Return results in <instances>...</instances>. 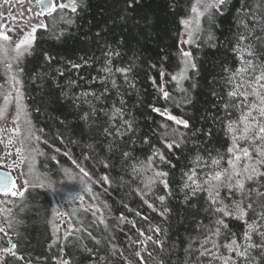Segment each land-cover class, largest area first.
<instances>
[{"label":"trees","instance_id":"obj_1","mask_svg":"<svg viewBox=\"0 0 264 264\" xmlns=\"http://www.w3.org/2000/svg\"><path fill=\"white\" fill-rule=\"evenodd\" d=\"M193 3L195 0H77L76 12L66 13L72 23L36 31L31 52L19 66L25 106L33 132L40 137L37 171L42 174L46 165L83 168L91 177L81 172L98 210H79L77 218L73 216V232L56 248L52 245V199L42 189H28L13 211L14 243L21 261L7 264H53L52 258L59 252L68 264H142V259L147 264H224L225 257L231 258L228 264H264L260 248H249L243 259L224 247L232 239L241 251L249 243H261L264 195L258 193H264V175H254L252 180H247V174L237 177L245 182L243 191H230L225 176L210 181L221 185L215 204L207 191L193 192L195 185L187 180L194 172L193 178L207 188L204 179L228 168L232 137L243 128L237 123L235 133L228 130L230 121H239L240 109L234 106L243 100L229 98L234 86L228 78L241 66L235 51L241 34L248 37L243 43L252 44L255 52L254 56L245 53L244 59L264 63V0H228L222 13L213 10L211 20L203 17L197 40L189 49L195 68H188L187 78L177 83L172 77L183 67L181 21L191 16ZM244 24L254 31L249 33ZM106 62L112 69L107 81L103 80L107 74L100 71ZM73 63L81 67L73 68ZM117 68L130 71L120 73ZM85 92L87 97L81 95ZM249 100L259 103L255 97ZM225 104L229 106L225 108ZM153 107L161 112H154ZM113 108L121 109L122 119H110ZM164 109L188 121L189 127L167 119ZM124 121L132 122L131 131ZM164 140L183 143L169 149ZM239 143L251 148V163L255 164L256 148L264 146V141ZM154 152L162 153L165 160ZM213 159L220 163L213 165ZM256 167L264 172V164ZM157 171L168 175L158 177ZM161 180L167 181V189ZM185 182L189 188H184ZM159 195L165 196L163 203ZM236 201L245 210L243 219L215 210L227 205L233 211ZM216 219L228 225L219 226L220 236L208 231L217 227ZM253 222L255 231L245 240L247 226ZM206 236L209 243L204 248L217 253V258L200 256V241ZM212 240L218 248H213ZM190 243L192 249L186 251ZM53 249V255H47Z\"/></svg>","mask_w":264,"mask_h":264},{"label":"snow or ice","instance_id":"obj_2","mask_svg":"<svg viewBox=\"0 0 264 264\" xmlns=\"http://www.w3.org/2000/svg\"><path fill=\"white\" fill-rule=\"evenodd\" d=\"M5 3H9L10 0H4ZM228 0H195V3H193L192 7H191V12L193 14H195L194 17V22L196 25L195 29H192L188 32V41H182L185 43H189L192 41V37H193V33L197 30H199L200 28V18L207 15L208 19L211 20L213 18L214 12L213 10H215V12H221L222 13V6L227 4ZM79 5L77 4V0H71L70 4H65L63 2L59 3V4H55L54 0H39V7L42 11V13L51 15V11H55L56 8L59 9H63V8H70V10L72 12H76L77 7ZM202 9V10H201ZM239 11V10H238ZM21 15H23V13H21ZM123 18V17H122ZM253 19H256L255 16H253ZM67 23H72L71 20H68ZM181 23L186 27V28H190L191 24L193 23V18H189V19H185L182 20ZM38 27H43L45 29H47V25L46 24H38V25H34L32 27V30L30 33H25L24 37L15 44L14 48H12V51H14L16 53V55L14 57H11L12 60L19 62V59L24 56L25 53L29 52V48L31 47L32 43L35 40V36L34 33L36 32ZM244 28L245 30H247L249 33H251L252 31H254V29H250L249 26L247 24H244ZM97 35L99 36V33H97ZM0 39L4 40V41H10L11 37L7 36V35H0ZM248 37L244 36L243 34L240 35L239 40L240 43L237 44L235 51H237L240 54V59H241V66L239 68H237V70L232 73L231 76H229V83L233 84V89L231 91L228 92V96L229 98H237V97H243V100L240 101V103H238L237 105H235L234 107H237L238 109H240V116H239V121H230L228 124V130L229 132H233L235 133L237 131L235 125L237 123L243 124V128L239 130L238 135L234 134L232 137V146L228 148V153L229 158L227 160L228 163V168L227 169H223L222 171H216L215 175H209L206 179H204L203 181V185H207V188H204L202 186V184L198 183L197 180H195L193 177L195 175V173L193 172L190 175H187V180L191 181L193 185H195V188H193V192L197 191V190H204L207 191L208 193V197L209 200L215 204L217 203L216 197L219 195V188L221 187L220 184H212L210 181L215 180V181H220L222 176L226 177V182H227V187L229 188V190L231 191L233 188H235L237 191H243L244 187H245V182L243 179H239L237 177H241L244 174H247V180H252L254 178V175H264V172H261L257 169L256 165L258 164H264V146L261 147H257L256 148V153H257V159H256V163L253 164L251 163L252 155H251V148L248 146H244L241 147L239 142H247L248 144H253L255 141L259 140V141H264V92L260 91V89H264V63H261L259 65L255 64L254 61L252 59H248L245 60L244 59V55L245 53H247L248 56H254L255 52L253 51V45L252 44H244L243 42L245 40H247ZM24 45H27V47H23ZM0 55L4 56L5 58H8V49L6 47L0 46ZM106 55H111V53H106ZM182 55L184 57H188L189 59L186 61H182V63H184V68H182L180 70V72L177 75H174L172 77L173 80H177L179 81L180 79L183 78H187L186 77V73L188 70V67H192L195 68V64L191 63V54L189 52H183ZM45 59L51 61L52 57H50L48 54H45ZM85 64H88L89 61H84ZM7 67L9 68V70H11L12 65L9 64L7 65ZM73 68H80L81 65L80 64H72ZM257 69H259V73L257 74ZM249 70H251V73H249ZM100 71L106 73L107 75L105 77H103V80L107 81L108 77L112 76V69L111 67L107 66V62H106V66H104L103 68L100 69ZM117 72L120 73H127L128 71H130L129 68H117L116 69ZM61 74H63L61 72ZM161 75H163V73H161ZM247 75V78H246ZM237 77H239V80H237ZM127 79V77H125ZM13 79H15V77H13ZM16 83H20L19 80H16ZM111 83L113 85V87H116V80L112 79ZM0 87H2V85H0ZM250 89V91H249ZM107 91V89H105ZM161 91L163 92V95L165 98H168V92L163 91V89L161 88ZM82 96L87 97L89 95V93L85 92L81 94ZM249 97H255V100L258 101L259 103H256L254 101H250ZM10 98V94L6 95L4 97L5 100V105H7L8 101ZM97 99H99V97H97ZM87 102V101H86ZM229 105L225 104V108H227ZM17 108H20V105L17 104ZM246 109V110H245ZM4 108H0V115L3 114L4 112ZM153 111L154 112H161V109L159 108H155L153 107ZM257 113V115H254L253 113ZM162 114H167V109H164ZM121 117L122 119V111L120 108H113L112 110V115L110 117V119H115L117 117ZM86 118V116H85ZM167 119L169 120H175V122L177 124L183 125L185 128L189 127V122L186 120H182V119H177L176 117L167 114ZM15 122V121H13ZM28 123L30 124L31 121H28ZM125 124L128 125L127 131H131L132 130V122L131 121H124ZM107 131V129H106ZM249 133H253L251 136H249ZM164 135H167V133H165ZM37 140L40 139L39 136L36 137ZM146 142H148L146 140ZM165 146L169 149H172L173 146L175 147H179L180 143H183V141L181 140L180 143H177L176 141H167L164 140L163 141ZM9 144L12 143L11 140L8 141ZM17 155H20L21 153V149H16ZM125 156L128 155V153L124 154ZM153 155H159V158L161 160H165V157L162 153H156L154 152ZM87 159V157H85ZM201 158L198 155L196 157V160L199 161ZM220 159H223V157H221ZM152 157H149V162H151ZM24 161L22 160L21 163H23ZM75 163V161H74ZM220 163L219 159H213L212 160V164L213 165H218ZM108 165L105 164V167H107ZM135 170V169H134ZM64 174L67 176L68 181H74L76 178L75 176L72 174L71 170L68 168H65L64 170ZM80 172L83 173V176L85 177H90L89 173L87 171H85L83 168L80 169ZM156 175L158 177H165L168 175V173L163 172V171H157ZM102 179L105 180V182L107 181V177H102ZM233 179H235V184L232 183ZM11 183L10 180H8V178L6 177H2L0 176V193H5L7 194L8 190H9V184ZM28 181L25 180V184H27ZM82 183V182H81ZM160 183H163L165 188H168V183L166 180H161ZM147 186V185H146ZM12 187L14 188L15 185L12 184ZM190 185L189 183L185 182L184 184V188H189ZM84 190L91 192V189L88 188L86 185L84 186ZM259 195H264V193H258ZM11 195L16 196V195H23V192H11ZM71 199L75 200V199H79L81 201H83L84 197L80 194H77L76 196L70 197ZM158 199L161 201V203H163L165 201V196L163 195H159ZM145 203H147V201H145ZM149 207H153V205L149 204ZM252 205L249 204V208H251ZM261 207H264V204L261 205ZM234 210L230 211L228 209V206H221V207H217L215 210L218 213H223L224 216H229V215H233L236 218L239 219H243L245 216V210L241 207V201H236L234 202L233 205ZM165 212L168 211L167 208L164 209ZM137 215H139V213H137ZM122 220L126 219L123 214H121L120 217ZM103 222V221H102ZM129 223H131L129 221ZM215 224L217 225V227L212 230L211 228H208V231L210 232L211 235L213 236H220L221 233V228L219 226H223L224 228H227L228 225L225 224L223 219H216ZM133 227H135V224H133ZM248 231L245 232L244 234V238L245 240H250L251 237L249 235L250 232L255 231L256 225L255 222L248 224L247 226ZM0 231H3L2 228H0ZM141 235H144L143 232H141ZM148 239H152V237H148ZM97 243H99V241H97ZM155 243H157L158 245L161 244V241L157 240L155 241ZM209 243V237L206 236L203 240L200 241V245L201 248L200 250H198L200 252V256H205V255H211L213 258H217V253H214L211 251V249H205L204 245ZM213 248H218L219 246L217 245V242L215 240L211 241ZM224 247L228 250L229 253L231 252H235L236 257H240L243 259H247L249 252L248 249L249 248H260L262 250V254H264V233H261V243L259 245L257 244H253V243H249L247 245V247H245L243 249V251H241L240 249V245H238L237 240L236 239H232L230 241V243H226L224 245ZM189 249H192V245L191 243L188 246V249H186V251H188ZM195 250V249H193ZM137 256H140L141 253L140 252H136ZM149 255H151L149 253ZM230 257H225L224 258V264H228V261L230 260ZM63 264H68L67 261L63 262ZM142 264H147V261H144L142 259ZM234 264H239L238 261H235Z\"/></svg>","mask_w":264,"mask_h":264},{"label":"rangeland","instance_id":"obj_3","mask_svg":"<svg viewBox=\"0 0 264 264\" xmlns=\"http://www.w3.org/2000/svg\"><path fill=\"white\" fill-rule=\"evenodd\" d=\"M38 1L10 0L9 3H5L4 0H0V21L4 25L2 29L3 35L11 37L10 41L0 39V46L8 49V58L0 55V85H2L0 87V108L5 109L3 114L0 115V168H5L14 176L15 187L13 191L17 193L23 192L24 195L28 189L38 188L50 195L53 202L51 218L52 244L54 247L60 248L63 241L73 232V216L77 218L79 210L85 209L88 212H94V210L98 209L95 200H93L92 191L84 190L85 185L90 189L91 187L83 179L84 177L77 167L72 165V167L68 168L76 178L74 181H68L63 171L65 168H49L46 165L42 174L37 171V163L41 156L40 144L33 132L32 123H28L31 119L25 106L19 66L21 59L30 54L34 42L29 48V52L25 53L19 59V62L11 59V57L16 55L12 48L24 37L25 33L31 32L34 25L43 23L50 26H58L62 22L68 21L66 19L67 12L73 13L70 8L66 7L63 9L56 8L51 15H42L37 6ZM61 2L70 4L71 0H54L55 4ZM190 17L193 18V23L190 28L183 27L179 41L181 54L189 52L190 47L195 44L199 34V30H197L193 33L191 42H182L188 41V32L196 28L194 22L195 14L192 13L187 19ZM203 17L200 18V24ZM39 29L44 28L38 27L37 30ZM23 47H27V45ZM188 59V57L182 55V61ZM9 64L12 65L11 70L7 67ZM182 64L183 67L181 66L180 70L185 66L184 63ZM188 68L191 67L189 66ZM183 79L173 81L179 83ZM16 80H19L20 83H16ZM9 94V101L5 105L4 97ZM17 104L20 105L19 109ZM9 140L12 141L11 144L8 143ZM18 148L21 149L20 155H17L16 152ZM22 160L24 161L23 163H21ZM25 180L28 181L27 184H25ZM77 194L84 197L83 201L70 198ZM23 195L13 196L10 194L5 198L0 197V228L3 229L6 235L16 234V221L13 211L16 209V204L23 198ZM2 251V248H0V256Z\"/></svg>","mask_w":264,"mask_h":264},{"label":"flooded vegetation","instance_id":"obj_4","mask_svg":"<svg viewBox=\"0 0 264 264\" xmlns=\"http://www.w3.org/2000/svg\"><path fill=\"white\" fill-rule=\"evenodd\" d=\"M14 239H15V234L6 235L4 234L3 231H0V248H2L3 250L0 256V264H7L10 262L13 263L16 261H21V258L18 256L16 252V245L14 243ZM9 243H11L14 246V248H11ZM51 248H53V246H51ZM53 252H54V249L50 251L49 254L47 253V255L51 256L53 255ZM63 262L64 260L60 252L57 256H54L52 258L53 264H58V263L63 264Z\"/></svg>","mask_w":264,"mask_h":264},{"label":"water","instance_id":"obj_5","mask_svg":"<svg viewBox=\"0 0 264 264\" xmlns=\"http://www.w3.org/2000/svg\"><path fill=\"white\" fill-rule=\"evenodd\" d=\"M37 6H38L39 11H40V13L42 15H48V14L42 13V11H41V9L39 7V1L37 2ZM51 13H52V11H51ZM3 27H4V25L0 21V35H3L4 34L3 31H2ZM0 176L6 177V178H8V180L11 181V183L9 184V190H8L7 194L0 193V197L1 198H5V197L9 196L11 194V192L13 191L14 188L12 187V184L15 185V178H14V176L10 172L5 171V170H0ZM9 245H10L11 248H14V246L11 243H9Z\"/></svg>","mask_w":264,"mask_h":264}]
</instances>
